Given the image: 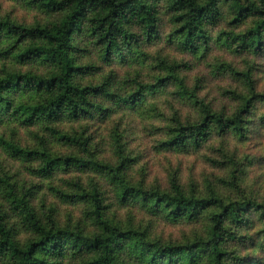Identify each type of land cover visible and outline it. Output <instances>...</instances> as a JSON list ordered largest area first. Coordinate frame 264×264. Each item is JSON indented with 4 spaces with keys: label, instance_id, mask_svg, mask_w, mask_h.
Returning <instances> with one entry per match:
<instances>
[{
    "label": "trees",
    "instance_id": "16d2710c",
    "mask_svg": "<svg viewBox=\"0 0 264 264\" xmlns=\"http://www.w3.org/2000/svg\"><path fill=\"white\" fill-rule=\"evenodd\" d=\"M21 1L57 17L26 23L0 14V61L47 68L46 73H38L0 66V125L6 120L26 126L40 123L50 137L78 152L53 153L43 136L39 145L25 147L0 135V147L32 163L29 169L39 177L49 178L58 170L94 173L106 181L111 193L96 180L86 186L71 182V191L53 188L64 200L85 206L93 226L86 232L59 225L54 209L41 217L30 203L31 187L18 188L9 175L0 174L1 198L30 233L21 241L0 208V264H264V0ZM165 19L172 27L169 41L175 38L181 49L194 56L207 59L219 45L235 56L250 57L245 67L225 60L210 64L216 78L234 80L232 87L222 90L236 104L233 112L216 110L200 98V86L189 87L181 74L189 63L160 56L157 68L163 74L154 82H139L127 96L115 95L111 74L100 83L81 82L102 67L81 60L77 36L92 39L104 65L129 57L145 62L144 45L160 37ZM167 84L176 86V97L198 109V118L183 120L178 114L169 118L156 146L160 151L198 150L214 136L251 145L245 154L238 145L234 151L223 150V159H213L229 169L221 179L229 190L226 195L210 184L204 194L195 185L185 189L176 173L171 174L167 189L147 184L144 177L135 182L130 178L135 162L126 155L118 131L114 136L117 161L108 162L96 157L88 137L54 125L93 113L105 117L108 109L95 100L100 96L136 108L148 93ZM115 206L172 222L205 219L207 229L180 243L163 241L151 237L149 226L140 221L122 222L112 216L110 208ZM67 256L73 261H66Z\"/></svg>",
    "mask_w": 264,
    "mask_h": 264
},
{
    "label": "rangeland",
    "instance_id": "374dc122",
    "mask_svg": "<svg viewBox=\"0 0 264 264\" xmlns=\"http://www.w3.org/2000/svg\"><path fill=\"white\" fill-rule=\"evenodd\" d=\"M0 14L9 15L21 22L33 23L37 20L48 21L57 16H48L42 11L28 7L21 0H0ZM172 27L165 19L162 23V34L158 39L146 42L144 45L147 53L146 61L127 58L122 61L117 58L113 65H104L99 50L92 39L87 35H79L75 42L80 46L81 60L93 62L102 68L92 75L81 78L83 83H100L105 75L111 74L114 85L112 90L115 95L127 96L138 88L139 82H154L158 75L163 73L157 68V57H163L171 62H186L190 68L182 71L190 88L200 86V98L206 100L216 110L231 113L236 104L222 95V90L232 87L234 80L231 77L216 78L211 73L210 64L217 60L228 61L237 67H245V61L249 56H235L219 45H214L213 51L207 59L194 56L181 49L175 38L169 41V33ZM8 64L10 67L24 71L33 70L38 73H46L47 68L42 64L29 63L18 64L12 61H0V66ZM176 86L167 84L157 91L148 93L147 97L136 108H130L123 104H117L115 99L100 96L95 100L108 109L105 117L97 113L86 118L76 120L63 119L54 125L66 132L82 133L89 138L90 148L96 157L116 162V147L114 143L115 131L122 136L126 155L134 159V166L130 171V178L137 182L145 178L147 184H153L167 189L171 174L176 173L180 183L185 189L195 185L201 194H204L208 185H212L220 194L226 195L228 189L221 185V179L226 178L229 169L217 165L213 159H223L222 151H234L239 145L241 154L249 152V143L237 144L234 137L222 138L214 136L198 150H162L156 146L164 137V127L169 123V118L178 114L183 120H196L198 109L188 101L174 95ZM162 129V130H161ZM0 135L11 139L21 146L35 147L40 144V137L47 140L48 147L56 154H68L78 152L70 145H65L52 137L44 130V126L37 123L26 126L19 121L6 120L0 125ZM33 165L21 159L9 155L0 147V174L9 175L18 188L31 187L32 195L30 203L36 212L45 217L50 209H54L56 221L61 226L72 225L86 232L93 230V226L87 219L80 203H70L60 197L53 188L71 191V182L78 181L87 185L92 180L99 181L104 188L111 193L110 186L99 175L78 170H58L53 176L43 178L35 175L29 169ZM222 165V164H221ZM255 171L252 176H255ZM0 208L8 215V223L15 226L17 236L21 241H26L30 233L22 227L16 215L11 213L5 201L0 196ZM112 216L122 222L129 220L140 221L149 226L150 236L163 241L180 243L187 239H193L205 234L207 222L205 219L196 222L182 220L172 222L164 216L151 218V214L141 211L121 210L116 206L110 208ZM117 213V214H116ZM116 215V216H115ZM66 261H73L67 256ZM65 261V262H66ZM131 264H140L133 262Z\"/></svg>",
    "mask_w": 264,
    "mask_h": 264
}]
</instances>
